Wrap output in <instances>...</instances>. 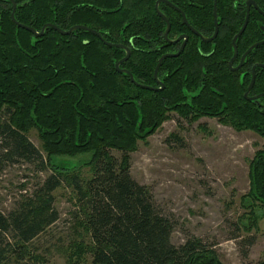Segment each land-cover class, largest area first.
Masks as SVG:
<instances>
[{
	"label": "trees",
	"instance_id": "1",
	"mask_svg": "<svg viewBox=\"0 0 264 264\" xmlns=\"http://www.w3.org/2000/svg\"><path fill=\"white\" fill-rule=\"evenodd\" d=\"M13 1L15 21L35 31L45 24L60 30L79 25L128 49L127 60L118 68L143 86L156 87L152 72L158 58L175 50L163 46L164 24L153 10L156 0ZM167 1L192 28L211 34L212 0ZM158 10L169 22V38L187 33L177 13L161 4ZM215 10L214 40L203 44L187 33L182 52L164 59L157 70L163 88L150 91L115 72L122 49L107 47L83 30L61 36L45 28L36 38L12 24L10 3L0 1V158L39 160L42 165L40 153L26 139L27 132L35 130L51 171L32 198L0 213V264H43L30 242L56 220L51 192L61 184L70 188L75 201L66 264H222L197 238L189 236L172 245L173 223L158 212L149 189L128 174V154L170 113L187 122L214 118L264 141V115L253 102L242 99L250 67L264 62V45L247 54L237 75L228 72L230 39L240 26L243 9L232 0H217ZM263 39L264 18L250 11L235 42L237 53ZM260 92L264 68L255 70L250 91ZM259 102L264 106V97ZM110 150L121 153L118 161ZM78 157L86 159L68 166L58 163ZM81 166L88 169L89 178H80ZM247 180L248 189L239 199L251 218L249 225H241L244 231L264 217V150L255 151L249 160Z\"/></svg>",
	"mask_w": 264,
	"mask_h": 264
},
{
	"label": "rangeland",
	"instance_id": "2",
	"mask_svg": "<svg viewBox=\"0 0 264 264\" xmlns=\"http://www.w3.org/2000/svg\"><path fill=\"white\" fill-rule=\"evenodd\" d=\"M26 139L40 153L42 165L39 160L0 158L3 215L32 198L51 173L35 130H29ZM257 150H264V141L252 132H236L210 118L187 122L170 113L128 154V174L149 189L158 212L173 223L172 245L190 236L211 248L222 264H257L264 261V217L256 218L244 231L241 225H249L251 218L239 203L248 189V162ZM108 152L119 160L121 153ZM78 159L86 157L58 163L68 166ZM78 173L82 179L90 177L86 167L81 166ZM51 195L56 220L30 242L31 250L43 258V264H66L67 245L74 235L75 201L63 184Z\"/></svg>",
	"mask_w": 264,
	"mask_h": 264
},
{
	"label": "flooded vegetation",
	"instance_id": "3",
	"mask_svg": "<svg viewBox=\"0 0 264 264\" xmlns=\"http://www.w3.org/2000/svg\"><path fill=\"white\" fill-rule=\"evenodd\" d=\"M13 1V0H12ZM157 1V0H156ZM155 1V2H156ZM162 1H166L168 4H166V3H164V2H160L159 4H161V5H163L164 7H167L168 9H170V10H172V11H174L175 13H177L178 15H179V17H180V21H181V23L183 24V26H184V28L186 29V31H187V33L188 34H190V35H192V36H194V37H196L201 43H203V44H208V43H210V42H212L213 40H214V38L216 37V35H217V31H218V22H217V17H216V10H214V12H215V21H216V26H217V30H216V34H215V36L211 39V40H209V41H203L202 40V38H204V39H210L211 38V36L213 35V31H214V24H213V21H214V19H213V16H212V13H213V0H212V4H211V20H212V32H211V34L210 35H202V34H200L198 31H196L194 28H192L188 23H187V21H186V19H185V16H184V14L178 9V8H176L175 6H173L170 2H168L167 0H162ZM217 1V0H216ZM264 1V0H263ZM7 2V1H6ZM14 2V1H13ZM154 2V3H155ZM232 2H233V4H240L241 6H242V9H243V17H242V21H241V23H240V26H239V28L237 29V31L235 32V34L231 37V39H230V47H231V56L229 57V59L227 60V62H226V69L228 70V72H230V73H232V74H234V75H237V73L238 72H240L242 69H243V64H244V61H245V58H246V56H247V54L252 50V49H254V48H256V47H258V46H261V45H264V43L263 44H261V45H258V46H256V47H253L245 56H244V58H243V60L242 61H240V58H241V56H242V54L250 47V46H252L253 44H255V43H258V42H261V41H264V39L263 40H261V41H258V42H255V43H253V44H251L249 47H247L246 48V50L244 51V52H242L241 54H238L237 53V50H236V46H235V42H236V40L241 36V34L243 33V31H244V29H245V27H246V25H247V22H248V19H249V15H250V11H253V12H255L258 16H261V17H263L264 18V11H263V9L261 8V7H263L264 8V5L263 6H260V4H259V0H232ZM248 2V3H247ZM15 3V2H14ZM159 4H158V6H159ZM169 4L173 7H170L169 6ZM153 6H154V4H153ZM158 6H157V8H158ZM215 6H216V2H215ZM15 7H16V4H15ZM153 10H154V7H153ZM159 11V10H158ZM10 12H11V4H10ZM14 12H15V10H14ZM155 12V11H154ZM161 13V12H160ZM180 13L184 16V19H185V22H186V24H184L183 23V20H182V18H181V15H180ZM156 14V13H155ZM162 14V13H161ZM10 15V14H9ZM163 15V14H162ZM164 16V15H163ZM245 16L247 17L246 18V22H245V26H244V29H243V31L241 32V34L235 39V41H234V46H235V51H236V54H235V56H234V58L232 59V56H233V47H232V44H231V40H232V38L236 35V33L239 31V29L241 28V26H242V24L244 23V20H245ZM165 17V16H164ZM9 18H10V16H9ZM13 18H14V13H13ZM165 19L167 20V18L165 17ZM15 20V19H14ZM160 20L163 22V24H164V28H163V31H162V33H161V40H162V42H163V46L164 45H170V46H175V50L173 51V52H171V53H165V54H162L161 56H163V55H166V54H175L177 51H178V49H179V47H180V45L182 44V42H184V44H183V47H182V49H181V51L178 53V55L182 52V50H183V48H184V46L186 45V42L188 41V34L187 33H184V34H180V35H178V36H176V37H174V38H169L168 37V32H169V27H170V25H169V22H168V20H167V22H168V31H167V34H166V39H164L163 38V32H164V30H165V23H164V21L160 18ZM11 21V20H10ZM13 24V23H12ZM19 24V23H18ZM14 25V24H13ZM15 26V25H14ZM75 26H79V25H75ZM27 27V26H26ZM72 27V26H71ZM188 27L190 28V29H192L194 32H196V34H198V35H196V34H194V33H192L189 29H188ZM57 28V27H56ZM69 29V28H68ZM67 29V30H68ZM90 30V29H89ZM260 30H263V27H260ZM64 31H66V30H64ZM84 31V30H83ZM91 31H93V30H91ZM38 32V31H37ZM73 32V31H72ZM89 32V31H88ZM95 32V31H94ZM91 33V32H90ZM96 33V32H95ZM70 34V33H69ZM92 34V33H91ZM97 34V33H96ZM94 35V34H93ZM98 35V34H97ZM65 36V35H64ZM94 36H96V35H94ZM179 36H185V39H183V38H181V39H179L177 42H175V40L179 37ZM97 38H99L100 39V41L102 42V44L103 45H105L104 43H107V42H105L104 40H102L101 39V37L98 35V36H96ZM170 42H174V43H170ZM108 44H110V43H108ZM111 45H118V44H111ZM106 46V45H105ZM121 46V45H120ZM107 47H113V46H107ZM123 47V46H122ZM116 48H118V47H116ZM119 49H121V48H119ZM123 50V49H122ZM128 50V49H127ZM124 51V50H123ZM124 55H125V52H124ZM177 55V56H178ZM128 56H129V51H128ZM160 56V57H161ZM176 56V57H177ZM124 57V56H123ZM159 57V58H160ZM158 58V59H159ZM168 58H174V57H168ZM164 59H166V58H164ZM163 59V60H164ZM232 59V61H231V63H229L230 62V60ZM121 60V59H120ZM127 60V59H126ZM125 60V61H126ZM162 60V61H163ZM161 61V62H162ZM122 63V62H121ZM161 64V63H160ZM257 64H264V62H262V63H254L251 67H250V69H249V81H248V83H247V85H246V87H245V89H244V91L242 92V99L244 100V101H246V102H253L254 104H255V106L256 107H258L259 108V113L261 114V115H264V112H263V110H264V106H261L260 105V102H259V99H261V98H263L264 96H260V97H258V98H255V99H251L250 100V98H253V97H256L257 95H260V94H264V92H260V93H257V94H251L250 93V91H251V88H252V85H253V82H254V77H255V70L256 69H262V68H264V67H254L255 65H257ZM160 66V65H159ZM114 67V66H113ZM119 67V66H118ZM252 67H254V70L253 71H251V69H252ZM159 68V67H158ZM119 69V68H118ZM115 70V69H114ZM123 70V69H122ZM158 70V69H157ZM116 72V71H115ZM118 73V72H117ZM153 73V72H152ZM132 77V76H131ZM129 79V78H128ZM153 79V78H152ZM156 79H157V81L160 83V85L159 84H156V82L154 81V84L156 85V87H150V86H147V87H150V88H153V89H162L163 88V84H162V82L161 81H159L158 80V78H157V74H156ZM251 79H252V83H251V86H250V88H249V90H248V93L246 94V96L244 97V94H245V92H246V90H247V88H248V85H249V83H250V81H251ZM134 82V81H133ZM135 83V82H134ZM133 84V83H132ZM137 84V83H136ZM134 85V84H133ZM138 85H140V84H138ZM135 86V85H134ZM141 86H143V85H141ZM137 87V86H136ZM139 88V87H138ZM150 91H153V90H150ZM156 91H159V90H156ZM201 119V118H200ZM210 119H214V118H210ZM216 120V119H215ZM249 132V131H248Z\"/></svg>",
	"mask_w": 264,
	"mask_h": 264
},
{
	"label": "water",
	"instance_id": "4",
	"mask_svg": "<svg viewBox=\"0 0 264 264\" xmlns=\"http://www.w3.org/2000/svg\"><path fill=\"white\" fill-rule=\"evenodd\" d=\"M0 1H7V2H9V3L11 4V12H10V15H9V16H10V20H11V22H12L16 27H18V28H20V29H23V30H25V31H27V32H29L32 36H34V37H36V38L42 36L43 31H44L45 28H50V29L54 30L55 32H57V33H58L59 35H61V36L68 35L69 33H71L72 31H75V30L89 31V32H91L92 34L98 36L94 31H91V30H89L88 28L83 27V26H72V27H70L68 30L64 31V30H60V29L56 28V27L53 26V25L45 24V25H43V26L40 28V30L37 32V31L33 30L32 28H29V27H26V26H24V25L18 24V23L14 20V18H13V13H14V10H15V3H14L12 0H0ZM160 2H164V3H166V4H168V3H167L166 1L157 0V1L154 3V6H153L156 15H157L159 18H161V19L164 21V23H165V30H164V32H163V38L166 39V34H167V31H168V22H167V20L165 19V17H164L159 11H158L157 6H158V4H159ZM215 2H216V0H213V13H212V16H213V19H214V21H213V24H214L213 35L211 36L210 39H204V38H202L203 41H209V40H211V39L215 36V34H216L217 26H216V21H215V12H214V10H215ZM247 3H248V2H247ZM169 6L172 7L170 4H169ZM172 8H173V7H172ZM180 15H181V18H182V20H183V23L186 24L185 19H184V16H183L181 13H180ZM246 18H247V17L245 16L244 23L242 24V26H241V28L239 29V31L236 33V35H235V36L232 38V40H231V44H232V47H233V56H232V59L234 58V56H235V54H236L235 46H234V41H235V39L241 34V32L243 31L244 26H245V22H246ZM188 29H189L192 33L196 34V32H194V31H193L192 29H190L189 27H188ZM196 35H198V34H196ZM198 36H199V35H198ZM181 38L185 39V36H179V37L175 40V42H177V41H178L179 39H181ZM170 43H174V42H170ZM263 43H264V41H261V42L255 43V44H253L252 46H250V47H249V48H248V49L242 54V56H241V58H240V61L243 60L244 56H245V55H246V54H247V53H248L253 47H256V46L261 45V44H263ZM104 44H105L106 46H113V47L121 48V49H123L124 52H125L124 57H123L121 60H119L118 62H116V63L114 64V69H115L116 72L121 73V74H124V75H127L128 78H129V81H130L131 83H133L135 86H137V87H139V88H141V89H145V90H153V91L160 90V89H153V88H150V87H147V86H141V85H138V84L134 83V82H133V79H132V77H131V75H130L126 70L118 69L119 64H120L121 62H124V61L128 58V50H127L126 48L120 46V45H111V44H108V43H104ZM183 44H184V42H182V44L180 45L178 51H177L175 54H171V55H170V54H166V55L161 56V57L157 60V63H156V65H155V67H154V69H153V73H152V78H153V80L156 82V84H159V85H160V83H159V82L157 81V79H156V74H157V69H158V67H159V65H160V63H161V61H162L164 58H168V57H176V56L178 55V53L181 51V49H182V47H183ZM232 59L230 60L229 63H231ZM254 67H264V64H257V65H255ZM254 67H252L251 71L254 70ZM251 83H252V79H251V81H250V83H249V85H248V88H247V90H246V92H245V94H244V97H245L246 94L248 93V90H249V88H250V86H251ZM160 86H161V85H160ZM260 96H264V94L257 95L256 97L250 98V100H251V99L258 98V97H260ZM263 112H264V110H263Z\"/></svg>",
	"mask_w": 264,
	"mask_h": 264
}]
</instances>
